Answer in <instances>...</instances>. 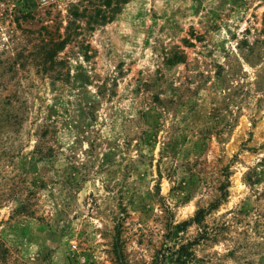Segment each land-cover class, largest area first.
<instances>
[{
    "label": "rangeland",
    "instance_id": "1",
    "mask_svg": "<svg viewBox=\"0 0 264 264\" xmlns=\"http://www.w3.org/2000/svg\"><path fill=\"white\" fill-rule=\"evenodd\" d=\"M0 264H264V0H0Z\"/></svg>",
    "mask_w": 264,
    "mask_h": 264
}]
</instances>
